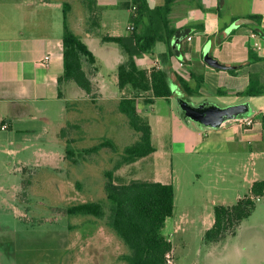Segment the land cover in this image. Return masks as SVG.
<instances>
[{
  "label": "crops",
  "instance_id": "obj_1",
  "mask_svg": "<svg viewBox=\"0 0 264 264\" xmlns=\"http://www.w3.org/2000/svg\"><path fill=\"white\" fill-rule=\"evenodd\" d=\"M131 1L97 0L98 6L102 7L96 21L100 26L84 25L79 19L77 24V28L82 26L86 31V38L79 36L90 50H92L91 43L102 45L101 49L107 52L104 57L107 65L116 71L115 81L110 82L97 64V52L92 50L96 57L94 65L96 70L91 74L94 85L93 96L106 106L115 103L117 112L123 96L118 89L117 70L127 61L128 57L119 47L108 45L113 43L103 42V38L128 34L131 24L127 25V32H121L115 20L117 14L111 12L114 10L113 5ZM147 1L151 8L162 6L166 2V0ZM53 9H63L64 13V4L54 3L51 0H0V106L6 116L0 127L7 125V130L17 129L18 123L37 120L47 123L46 127L59 126L55 124L58 120H53L52 113L58 112V119H60L63 114L60 104L64 102L66 105L67 102L74 100L71 94L87 96L74 85H68L64 98H59L58 78L64 71V30L61 33L57 24H53ZM127 11L130 15L132 14L131 10L127 9ZM253 16L261 17L259 30L262 35L257 34L256 38L252 37L255 33L253 31V26L256 25L255 20L251 24L235 26L238 20L250 19ZM169 21L171 28L178 31V36L174 37L171 42V48L164 43L157 44L151 54H144L137 59L138 67L146 70L155 67L164 69L171 85L176 88V95L184 92L179 78L191 87H195L196 79L201 77L204 79V86L198 97L203 95L204 90H209L212 94L220 95L222 98L229 96L233 98L231 102L224 100L226 106L220 107L248 105L250 107L249 118L254 119L255 122L248 128L239 121L240 119H231L217 129L200 128L196 123L185 120L182 111L181 114L172 111L169 117L158 115V131H162L164 127L170 131L171 149L180 157L201 154L216 156L236 145L247 142L252 146L257 141H261L258 145V155L264 157V130L259 119L261 115H264V0H175ZM188 37H192V40L188 41ZM256 44H259L260 49ZM207 48L210 49V55L221 64L234 67V69L237 67L235 73L232 74L229 70H220L208 65L204 60ZM170 49L173 55L168 58L166 54ZM251 51L257 57L253 62H250ZM48 55L51 57L49 65L40 66L41 59ZM188 65H190L188 70H180ZM251 80L256 82L262 94L254 97L240 96L239 93L248 90ZM239 98L242 100L240 101ZM162 101L172 105L173 97L169 100L156 99L153 104H145L144 98H140L138 100L140 112L143 108L150 109ZM14 104L17 108L13 107ZM65 112L68 113L66 106ZM150 125L154 145L155 129L151 122ZM58 134L56 133L57 139ZM154 147L156 148L155 145ZM158 152L156 148V152L149 157H155ZM47 156L50 157L49 154ZM164 156L166 155L163 154ZM139 162L147 166L143 160L131 165L138 166ZM175 174L176 170L173 168L171 183L159 178L147 179L172 184L175 188L174 215L167 220L165 225L170 229L168 240L173 246L175 264H179V259L181 264L189 263L192 255L189 243L194 240L200 242V248L197 251L199 257L204 248L205 258L211 257L215 248H223L235 258L233 259L234 264H264V198L258 201L253 215L241 223L235 235L227 236L220 242L210 245H206L208 243L204 240L206 232L215 223L211 210L214 211L215 206L234 205L244 197L240 195L242 188L248 187L247 195H249L255 182L264 181L263 169L255 172L252 177L248 176V172H206L207 191L237 194L235 202H228L224 199L213 200L211 208L201 206L197 203V199L191 197L196 194L200 195L199 193L204 190L188 187L189 189L182 191L181 194L184 196L180 201ZM182 175L191 180L195 174L185 170ZM196 176L200 175L196 174ZM220 184L223 186L221 187ZM175 239H179L183 246L180 253L175 246ZM190 264H200V261L194 260Z\"/></svg>",
  "mask_w": 264,
  "mask_h": 264
},
{
  "label": "rangeland",
  "instance_id": "obj_2",
  "mask_svg": "<svg viewBox=\"0 0 264 264\" xmlns=\"http://www.w3.org/2000/svg\"><path fill=\"white\" fill-rule=\"evenodd\" d=\"M51 1L70 6L67 13L68 25L72 31L86 38V31L82 26L77 28L78 19L84 25H92L85 0ZM122 4L113 5L114 10L111 13L117 14L115 20L119 30L125 33L131 15ZM52 17L53 24H57L62 33L63 9H53ZM108 45L119 47L115 44ZM90 46L98 54L97 64L102 68L103 74L107 75L110 82H114L116 71L110 68L104 59L106 50H102V45L98 43H91ZM189 68L190 65L180 70ZM172 91V105L162 101L150 109L143 108L140 112L154 126L153 142L159 150L158 154L153 158L142 159L147 166L140 162L135 167L125 165L116 171L115 175L124 182L159 178L171 183L174 168L180 201L184 196L182 191L190 187L204 190L200 195L191 197L197 199V203L205 208L213 207V200L235 202V193L206 190V172H248V176L252 177L255 172L262 169L264 171V157L258 155V145L261 141L252 146L245 142L216 156H178L171 149L170 131L166 127L161 129L162 131L157 129L158 115L169 117L172 111L181 114L174 85ZM71 95L74 100L70 101L68 113L65 112L64 102L60 104L63 112L60 119L58 112L52 113L53 120H58L55 124L59 126L46 127L47 123L37 120L18 123L17 129L11 131L0 129V264H127L121 258L130 253L129 248L108 226L107 217L97 219L93 216H68L63 211L73 204L99 202L107 214L109 213L110 202L105 189V172L113 170L120 154L127 146L139 140V134L131 129L128 118L115 110V103L106 106L95 96L93 100V97ZM224 97L226 98L204 90L201 97L192 96L188 99L198 105L207 102L226 106L224 100L230 103L233 98ZM13 107L15 108L16 104ZM5 118L1 108L0 125ZM69 124L73 127H69ZM76 126L80 127L81 131L75 128ZM62 128H67V133L74 139L77 148H91L108 141L115 151L109 147L104 148L86 161L73 165L64 160L66 145L56 137V133H60ZM26 129L29 131H25ZM163 154L166 156L163 157ZM185 170L193 172L194 178H185L182 175ZM26 181L29 185L24 187L23 182ZM247 188L240 189V195L246 196ZM211 212L214 215V211ZM169 234V227H164L162 235L169 239ZM174 243L180 253L183 248L181 242L175 239ZM210 244L214 243L206 245ZM189 247L192 255L188 264L194 260H199L200 264H234L235 258L223 248H215L212 256L205 258V248L201 256H198L199 240L190 242Z\"/></svg>",
  "mask_w": 264,
  "mask_h": 264
},
{
  "label": "trees",
  "instance_id": "obj_3",
  "mask_svg": "<svg viewBox=\"0 0 264 264\" xmlns=\"http://www.w3.org/2000/svg\"><path fill=\"white\" fill-rule=\"evenodd\" d=\"M174 1L166 0L164 5L155 8H151L147 0L123 3L122 7L132 11L130 24L133 29H129L125 36L103 38L105 43L118 45L128 57L117 70L118 89L123 93L118 111L128 118L131 129L139 134V140L123 150L113 170L105 172L107 179L105 189L110 202L108 214L99 202L73 204L63 211L68 216H93L97 219L107 217L108 226L129 248L130 253L121 258L127 264H168L166 255L173 251L171 242L162 235V230L167 220L174 215V186L142 179L124 182L115 173L123 166L134 164L156 152L152 143L151 125L140 114L138 100L144 98L145 104H153L156 99L169 100L174 93L169 76L164 69L158 67L151 70L140 69L137 59L144 54H151L159 43H164L171 48L173 38L178 36V31L171 28L169 21ZM84 3L90 12L92 25L100 26L96 21L102 8L98 6L97 0H85ZM69 9L70 6L65 4L64 71L58 78V95L59 98H64L67 86L74 85L87 97H93L94 85L91 74L96 70L94 69L96 57L82 37L70 29L67 22ZM250 19L256 21L253 31L261 36L262 33L259 30L261 17L253 16ZM166 55L168 58L173 55L171 49ZM256 59L254 52L251 51L250 62ZM235 69L229 72L234 74ZM178 80L186 98L199 96L204 86V79L201 77L196 79L195 87H191L182 78ZM239 94L244 97H254L260 96L262 91L257 87L256 82L251 80L248 90ZM66 106L69 111L70 102H67ZM249 117L250 115L246 116V118ZM259 119L264 130V115H261ZM253 121L255 122L254 119ZM69 127L73 125L69 124ZM75 128L80 130L78 126ZM67 132V128H62L58 138L66 145L64 160L73 165L86 161L104 148L109 147L115 151L108 141L91 148H77L74 139H71ZM27 185H29L28 181L23 182L24 187ZM262 198H264V181H257L252 185L250 194L240 198L234 205L215 206V223L206 232L205 242L217 243L227 236L235 235L241 223L253 215L258 201Z\"/></svg>",
  "mask_w": 264,
  "mask_h": 264
},
{
  "label": "water",
  "instance_id": "obj_4",
  "mask_svg": "<svg viewBox=\"0 0 264 264\" xmlns=\"http://www.w3.org/2000/svg\"><path fill=\"white\" fill-rule=\"evenodd\" d=\"M254 23L251 19H241L236 22V27ZM205 62L213 68L220 70H232L234 67L221 64L210 55V49L205 50ZM177 104L181 109L184 119L196 123L200 128H219L223 123L231 119H245L250 114V107L245 104L230 107H220L216 104L203 102L195 104L180 93Z\"/></svg>",
  "mask_w": 264,
  "mask_h": 264
},
{
  "label": "built area",
  "instance_id": "obj_5",
  "mask_svg": "<svg viewBox=\"0 0 264 264\" xmlns=\"http://www.w3.org/2000/svg\"><path fill=\"white\" fill-rule=\"evenodd\" d=\"M129 29H133V27L130 26ZM252 37L256 38L257 34L256 33L252 34ZM191 40H192V37H188V41H191ZM256 46H257V48L260 49L259 44H256ZM50 59H51L50 55L45 56L43 59H41V61L39 62V65L42 67H47L49 65ZM239 121L246 127H251L254 125V121L251 118L240 119ZM7 129H8L7 125H3L1 127V130H3V131H5ZM166 259H167L168 264H175L173 251L166 255Z\"/></svg>",
  "mask_w": 264,
  "mask_h": 264
}]
</instances>
